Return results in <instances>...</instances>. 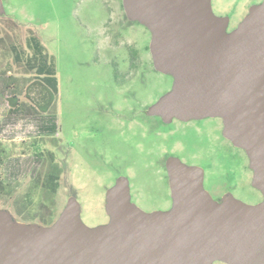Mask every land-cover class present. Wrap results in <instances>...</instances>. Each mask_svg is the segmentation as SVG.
<instances>
[{"label":"rangeland","instance_id":"1","mask_svg":"<svg viewBox=\"0 0 264 264\" xmlns=\"http://www.w3.org/2000/svg\"><path fill=\"white\" fill-rule=\"evenodd\" d=\"M100 1L2 0L0 208L18 222L50 226L73 197L83 223L94 227L108 220L106 190L125 177L132 203L165 211L158 170L167 148L181 158L196 155L213 196L230 191L259 203L245 153L221 137L218 124L178 128L143 113L170 90L171 78L153 69L143 26L119 28L120 0ZM257 1L211 0V8L235 28ZM107 4L110 29L101 28Z\"/></svg>","mask_w":264,"mask_h":264},{"label":"water","instance_id":"2","mask_svg":"<svg viewBox=\"0 0 264 264\" xmlns=\"http://www.w3.org/2000/svg\"><path fill=\"white\" fill-rule=\"evenodd\" d=\"M125 15L150 34L153 69L172 86L147 109L164 123L219 118L242 150L262 200L220 202L204 173L178 158L166 164L172 205L144 212L128 180L105 192V224L89 227L70 197L50 226L18 222L0 208V264H264V0L228 32L211 0H122ZM5 10L0 0V15Z\"/></svg>","mask_w":264,"mask_h":264},{"label":"flooded vegetation","instance_id":"3","mask_svg":"<svg viewBox=\"0 0 264 264\" xmlns=\"http://www.w3.org/2000/svg\"><path fill=\"white\" fill-rule=\"evenodd\" d=\"M99 3H101V1L100 0H97ZM115 2H117V0H114ZM262 1V0H261ZM261 1H257V3L256 4H259ZM255 5V4H254ZM252 6V5H251ZM250 6V7H251ZM120 7H121V10H122V15H123V18H121L120 19V21H119V25H120V27L119 28H122V25H123V27L125 26V23H128V22H130V23H137V22H133V21H130L128 18H127V16L125 15V12H124V9H123V6H122V0H120ZM249 7V8H250ZM112 8L113 7H111L110 5H106V6H103L102 5V12L104 13V18H103V20H102V27L101 28H104V29H110L111 28V25H109V24H111L112 23V18L113 17H111V14H112ZM248 12V11H247ZM122 24V25H121ZM109 25V26H108ZM238 26V25H237ZM236 26V27H237ZM115 27V26H114ZM235 27V28H236ZM235 28H229V25H228V28H227V31L228 32H230V31H232V30H234ZM148 51H149V49H148ZM135 54H134V60H133V62L135 63L136 61H137V59H138V54H137V51H135L134 52ZM130 65H131V63H130ZM171 78V77H170ZM171 81H172V79H171ZM171 86H172V83H171ZM149 107V106H148ZM148 107H147V109H148ZM147 109L145 110V111H143V113L144 114H146L147 116H149L148 114H147ZM133 117V115L131 116V117H129V118H132ZM149 117H155V118H157V119H159V121L162 123V124H164V125H172L173 123H175V125L176 126H178V128L179 127H182V125L183 126H185V125H188V124H192V123H199L200 121H213V122H215L216 124H218V126H219V129H220V134H221V137L225 140V141H227L229 144H231L227 139H225L224 137H223V135H222V131H223V123H222V120L221 119H219V118H204V119H199V120H190V121H187V122H183V121H180V120H177V119H173L170 123H164L162 120H161V118L160 117H156V116H149ZM135 125H137V126H139L140 128H143L144 127V124H143V121L141 120V119H138L137 117H136V119H135ZM146 130V129H145ZM232 145V144H231ZM233 146V145H232ZM234 147V146H233ZM234 148H236V147H234ZM236 149H238V148H236ZM240 150V149H239ZM242 151V150H241ZM170 158H178L181 162H183L184 164H186V165H189V166H197V167H200L202 170H203V173H204V177H205V170L200 166V165H198L196 162H194L195 160H196V155H191V156H189L188 158H181L179 155H178V152H176V150H169L168 148H167V150H164L163 151V155H162V159H163V164H162V166L160 167V170H158V171H161L160 172V176L163 178V180H165V183H166V186H165V188H166V191H167V193H166V199H167V203H168V207H169V209H170V207H171V205H172V198H171V192H170V189H169V180H168V176H167V170H166V164H167V162H168V160L170 159ZM248 160V159H247ZM248 168H249V165H248ZM249 175H250V179L252 180V171L250 170V168H249ZM203 183H204V178H203ZM204 186V185H203ZM253 188V187H252ZM204 189L206 190V188L204 187ZM254 189V188H253ZM208 193H209V195L212 197V199L213 200H215L216 202H220L221 201V199H222V197L224 196V195H226V194H233L232 192H230V191H226V192H224V193H222L221 195H216V196H213L208 190H206ZM257 191V190H256ZM261 195V194H260ZM233 196V195H232ZM234 197V196H233ZM235 198V197H234ZM105 200V199H104ZM261 200H262V196H261ZM132 202V201H131ZM168 210V209H167ZM108 218V217H107ZM108 221V220H107ZM105 224V223H104ZM223 264V263H222Z\"/></svg>","mask_w":264,"mask_h":264},{"label":"trees","instance_id":"4","mask_svg":"<svg viewBox=\"0 0 264 264\" xmlns=\"http://www.w3.org/2000/svg\"><path fill=\"white\" fill-rule=\"evenodd\" d=\"M133 57H134V55H133ZM133 60H134V58L132 59V63H131V65H130L131 67H134V64H135V63L133 62Z\"/></svg>","mask_w":264,"mask_h":264},{"label":"crops","instance_id":"5","mask_svg":"<svg viewBox=\"0 0 264 264\" xmlns=\"http://www.w3.org/2000/svg\"><path fill=\"white\" fill-rule=\"evenodd\" d=\"M2 209V208H1Z\"/></svg>","mask_w":264,"mask_h":264}]
</instances>
